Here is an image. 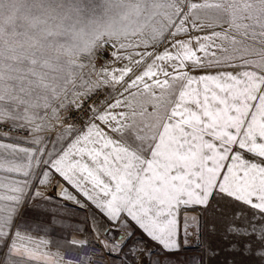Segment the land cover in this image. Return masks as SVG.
Listing matches in <instances>:
<instances>
[{
	"label": "snow or ice",
	"instance_id": "1",
	"mask_svg": "<svg viewBox=\"0 0 264 264\" xmlns=\"http://www.w3.org/2000/svg\"><path fill=\"white\" fill-rule=\"evenodd\" d=\"M225 251L264 264V0H0V264Z\"/></svg>",
	"mask_w": 264,
	"mask_h": 264
},
{
	"label": "crops",
	"instance_id": "2",
	"mask_svg": "<svg viewBox=\"0 0 264 264\" xmlns=\"http://www.w3.org/2000/svg\"><path fill=\"white\" fill-rule=\"evenodd\" d=\"M52 213H58V216H55L51 219L49 224V217L42 216L39 217V222L41 225H47L45 231L47 232L46 238L52 242L51 247L55 250L58 244H64L69 237H74L80 239L81 236L77 232V229L83 231L87 225L85 223L86 216H90L89 213H85L82 209L75 208L72 205H69L67 208H57L51 207ZM29 220L31 222L33 214L28 213ZM59 217H64L60 219ZM41 236L44 233H40ZM199 255V253L192 250H187L180 254L181 260H187L188 257ZM115 264H120L119 260H116Z\"/></svg>",
	"mask_w": 264,
	"mask_h": 264
},
{
	"label": "rangeland",
	"instance_id": "3",
	"mask_svg": "<svg viewBox=\"0 0 264 264\" xmlns=\"http://www.w3.org/2000/svg\"><path fill=\"white\" fill-rule=\"evenodd\" d=\"M11 135H14V136H19V135H21L20 133H11ZM228 251H230V250H228ZM228 251H225L223 254H222V256H221V260L223 261L224 259H225V257H226V259H227V262H228V264H239V261H240V257H233L232 255H229L228 254Z\"/></svg>",
	"mask_w": 264,
	"mask_h": 264
},
{
	"label": "built area",
	"instance_id": "4",
	"mask_svg": "<svg viewBox=\"0 0 264 264\" xmlns=\"http://www.w3.org/2000/svg\"><path fill=\"white\" fill-rule=\"evenodd\" d=\"M105 264H106V262H105Z\"/></svg>",
	"mask_w": 264,
	"mask_h": 264
}]
</instances>
